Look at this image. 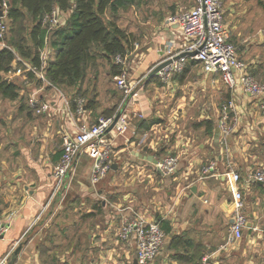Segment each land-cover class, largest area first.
<instances>
[{
	"label": "crops",
	"instance_id": "obj_1",
	"mask_svg": "<svg viewBox=\"0 0 264 264\" xmlns=\"http://www.w3.org/2000/svg\"><path fill=\"white\" fill-rule=\"evenodd\" d=\"M221 4L237 56L264 84V0ZM192 6L193 0H138L116 14V23L130 35L128 83L136 85L138 101L123 105L129 128L107 136L111 168L95 185L91 147L61 193L54 192L52 172L65 136L120 108L123 95L110 65L98 60L76 87L36 84L27 72L5 74L15 82L18 98L0 94V219L9 225L0 239V257L21 246L14 264H134V236L121 240L117 232L125 217L139 214L162 222L166 234L150 264H203V257L208 264H263L264 183L250 176L264 166V114L257 100L240 88H227L218 74L206 73L189 56L167 81L149 75L189 43L168 17ZM58 15L63 24L65 15ZM44 50L48 57L55 52L50 46ZM30 94L49 110L32 113L24 102ZM76 97L84 100L81 116L73 113ZM226 102L234 109L224 136L218 120ZM208 121L212 135L206 132ZM168 155L178 160L169 175L152 162ZM208 162H214L215 173L202 178L201 167ZM228 171L240 176L235 187L223 176ZM236 188L247 229L221 249Z\"/></svg>",
	"mask_w": 264,
	"mask_h": 264
},
{
	"label": "built area",
	"instance_id": "obj_2",
	"mask_svg": "<svg viewBox=\"0 0 264 264\" xmlns=\"http://www.w3.org/2000/svg\"><path fill=\"white\" fill-rule=\"evenodd\" d=\"M2 7L0 11L1 19L5 14V2L2 3ZM58 22L59 15L56 10H52L43 19V23H49L50 27L56 26ZM168 22L177 24L180 34L189 39V43L182 51L169 56L167 60H170V63L157 72L162 81H167L173 73L182 71L185 58L189 56V53L195 52L194 55L189 56L190 59L200 63L206 73L218 74L227 88H240L242 92L255 98L261 112L264 114V84L259 83L253 76L248 74L245 70V65L237 57L236 48L230 42L229 31L224 24L221 0H193L191 8L169 16ZM5 32L6 26L1 23L0 47L8 48L3 42ZM181 54L184 55L182 56ZM39 58V68H35L17 58L16 61L19 66L14 69L15 73L31 72L41 82L47 83L43 75V69L47 65L48 54L44 49L40 51ZM114 61L122 67L121 73L115 77L116 88L123 95L121 106L111 116L100 115L91 124H79L74 136H65L63 138L61 156L52 172L54 192L56 193H61L65 190L67 185L66 180L69 176L73 175L79 157L90 147L95 151V161L91 170L90 182L92 185H95L104 178L111 168L109 162L110 143L107 136L111 133L114 136L122 135L130 126L127 117L122 112V108L125 103L137 102L138 97L134 85L126 81V73L123 69L125 58L117 54L114 57ZM74 103L73 113L81 116L84 107L83 98L76 97ZM27 104L36 114L45 113L50 108L47 103L40 102L35 94L28 96ZM233 109L232 102H226L220 106L218 123L220 131L224 136L228 134L226 123ZM118 112H120V115L114 122L115 115ZM111 125V129H109ZM177 165L178 160L172 155L161 158L155 164L161 172L167 175L172 174ZM214 173V162H208L201 167L200 174L202 178L212 176ZM223 176H228L230 183L234 187L240 180L239 174L234 171H228ZM250 176L254 181L264 183V166L255 168ZM231 217L232 222L226 242L221 249L242 238L244 230L247 229V217L244 214L242 195L237 188L233 191ZM8 228L9 225L0 219V239L7 233ZM130 235H133L135 238V258L137 264H150L161 249L166 234L159 222L147 220L139 214H133L123 219L117 232V237L121 240L127 239ZM13 251L14 248H10L2 255L0 257V264H8ZM202 263L208 264L207 257L202 258Z\"/></svg>",
	"mask_w": 264,
	"mask_h": 264
},
{
	"label": "trees",
	"instance_id": "obj_3",
	"mask_svg": "<svg viewBox=\"0 0 264 264\" xmlns=\"http://www.w3.org/2000/svg\"><path fill=\"white\" fill-rule=\"evenodd\" d=\"M137 1L0 0V11L2 3H7L0 24L6 26L3 42L8 46L0 47L1 96L8 100L18 98L15 82L5 77V74L19 66L17 58L39 68L40 51L45 47L49 50V46L55 52L49 55L43 75L47 83L56 87L78 86L98 60L103 65H110L112 75L120 74L122 67L115 63L114 57L119 54L126 58L131 50V39L116 23V14L120 10L135 7ZM52 10L65 15L63 24L58 22L56 26L50 27L49 23H43L44 16ZM106 13L109 14L108 18L105 17ZM27 73L36 84L44 83L31 72ZM27 98L24 102L28 106ZM206 132L208 135L213 133V125L209 121ZM160 226L164 230L162 222Z\"/></svg>",
	"mask_w": 264,
	"mask_h": 264
},
{
	"label": "water",
	"instance_id": "obj_4",
	"mask_svg": "<svg viewBox=\"0 0 264 264\" xmlns=\"http://www.w3.org/2000/svg\"><path fill=\"white\" fill-rule=\"evenodd\" d=\"M6 6H7V3H6ZM175 26L176 27H178V25L177 24H175ZM195 54V52H192V53H189L188 55L189 56H192V55H194ZM182 56L184 55V54H181ZM176 59V58H175ZM168 63H170V60H166V61H164V62H161L160 64H158L155 68H153V70H151V72H150V74L149 75H155L162 67H164L165 65H167ZM119 115H120V112H118L116 115H115V118H114V122L116 121V119L119 117ZM113 122V123H114ZM113 125V124H112ZM112 125L109 127V129H111V127H112ZM218 135H219V129L218 128H215V130H214V139H215V141L217 140V138H218ZM152 162L154 163V164H156V160H152ZM20 247L21 246H19V247H17V249L13 252V254H12V256H11V258H10V260H9V262H8V264H14V258L13 257H15L18 253H19V251H20ZM137 262L135 261L134 262V264H136Z\"/></svg>",
	"mask_w": 264,
	"mask_h": 264
},
{
	"label": "rangeland",
	"instance_id": "obj_5",
	"mask_svg": "<svg viewBox=\"0 0 264 264\" xmlns=\"http://www.w3.org/2000/svg\"><path fill=\"white\" fill-rule=\"evenodd\" d=\"M128 64H129V60L126 58L125 60V66H124V70H125V73H126V81L128 82ZM137 86H138V83H137ZM135 90L137 89L136 85H135Z\"/></svg>",
	"mask_w": 264,
	"mask_h": 264
}]
</instances>
